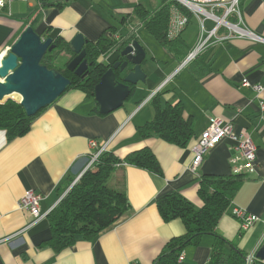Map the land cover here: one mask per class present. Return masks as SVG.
Here are the masks:
<instances>
[{"label":"crops","instance_id":"1","mask_svg":"<svg viewBox=\"0 0 264 264\" xmlns=\"http://www.w3.org/2000/svg\"><path fill=\"white\" fill-rule=\"evenodd\" d=\"M137 5L154 11L160 0H14L9 10L0 8V57L27 25L42 37H60L66 42L77 33L95 42L109 28L117 36L133 29L146 53L141 64L146 81L135 86L120 108L100 114L92 99L78 90H68L35 117L23 136L8 141L0 129V264H152L168 240L185 233L179 219L162 220L155 199L174 191L200 208L203 202L197 190L202 176L233 175L230 158L237 152L228 138L208 150L196 170L190 169L192 144L215 117L232 123L236 132H247L256 147L255 167L240 174V186L216 232L247 255H255L264 242L261 221L243 231L231 212L238 206L264 219V112L256 93L241 86L243 78L264 86V42L233 36L213 39L194 61L181 67L178 54L192 48L183 37L192 36L190 24L195 17L177 36L182 49L170 50L142 40L140 29L147 31L133 17ZM239 5L244 26L264 39V0H240ZM205 25L210 28L213 22L206 20ZM225 34L223 28L218 32L219 36ZM118 55L111 52L105 63L118 60ZM155 94H161L162 105L182 104L184 118L194 131L186 147L157 136H137V127L153 118L151 99ZM261 97L264 100V91ZM91 139L106 143L105 150L120 159L148 147L162 174L129 164L115 167L107 186L125 193L129 213L94 239L78 237L55 252L42 246L51 235L47 214L68 191L69 181L86 168L93 151L88 144ZM30 190L42 195L39 209L47 214L39 220L18 207L19 198ZM214 239L211 234L204 235L198 245L187 246L183 262L210 264Z\"/></svg>","mask_w":264,"mask_h":264},{"label":"trees","instance_id":"2","mask_svg":"<svg viewBox=\"0 0 264 264\" xmlns=\"http://www.w3.org/2000/svg\"><path fill=\"white\" fill-rule=\"evenodd\" d=\"M172 6H176L189 15L178 1L160 0L159 7L154 11H148L141 5H137L133 9V17L138 19L157 43L170 50H180L182 48L177 43V37L175 39L167 37L169 12ZM113 34L115 35V30L109 28L95 42L85 39L83 48L85 49V58L90 66L80 76H76L66 68L67 63L75 54L71 52L68 42L60 37L53 40L55 48L46 52L40 63L48 69H56L70 80L71 84L66 91L78 90L87 99H92L98 107L94 99V87L109 67V64L104 61L105 57L113 51L120 52L128 43L136 39L133 29L129 30L125 36L119 34L118 38ZM189 51L183 50L178 54L177 61L182 62ZM61 54L67 58L62 63H58ZM145 59L146 57L143 62ZM115 74L119 79L121 74L117 70ZM129 88L131 92L128 98L133 93L135 86L129 85ZM160 95L155 94L152 97L153 118L137 127V136L141 138L157 136L170 144L186 147L194 136L192 124L184 118L181 103L162 105ZM18 101L19 99L8 98L0 102V129L5 131L8 141L26 134L32 121L43 110H40L36 115L28 116ZM123 164L134 165L158 175L162 174L155 154L148 147L132 151L123 159L118 158L110 151L101 152L93 166L82 173L47 214L51 235L42 246H49L55 252H59L72 245L78 237L92 240L100 232L111 227L129 213L130 204L125 193L108 187L106 184L115 167ZM241 177L240 174L228 177L202 176L197 190L198 196L203 202L200 208H196L178 192L172 191L158 196L155 199V204L162 220L169 222L179 219L185 227V233L168 240L152 264H186L183 261H178L179 255L187 246L198 245L202 236L208 234L215 238L209 257L210 264H246L247 253L216 232L220 217L228 209L240 186ZM72 182L73 180L69 181L68 185H71ZM65 190L66 188L61 191L59 196ZM250 264H264V262L254 258Z\"/></svg>","mask_w":264,"mask_h":264},{"label":"water","instance_id":"3","mask_svg":"<svg viewBox=\"0 0 264 264\" xmlns=\"http://www.w3.org/2000/svg\"><path fill=\"white\" fill-rule=\"evenodd\" d=\"M85 42L79 33L68 42L75 55L66 68L76 76L82 75L90 66L85 58ZM55 46L50 36L42 37L31 25L23 29L8 52L0 57V102L17 94L24 112L33 116L55 102L67 90L70 80L56 69H48L40 63L45 53ZM118 54V60L109 63L94 87V99L101 114L110 113L123 105L131 92L129 85L136 86L146 81V73L141 68L146 53L136 39ZM116 70L121 74L119 79L116 77ZM254 256L264 262V242Z\"/></svg>","mask_w":264,"mask_h":264},{"label":"built area","instance_id":"4","mask_svg":"<svg viewBox=\"0 0 264 264\" xmlns=\"http://www.w3.org/2000/svg\"><path fill=\"white\" fill-rule=\"evenodd\" d=\"M14 0H0V8L9 10L11 2ZM28 1V0H21ZM40 1V0H39ZM184 7L188 14L176 6H172L169 12V22L167 37L175 39L187 26L189 17H195L199 23V37L195 45L190 49L184 60L180 63L183 67L197 58L212 42L213 39H225L228 37L249 38L252 41L264 42V39L244 26L242 12L240 9V0H176ZM210 20L213 25L207 28L205 21ZM223 28L226 34L219 36V30ZM114 37L118 38L117 35ZM241 86L251 88L259 99V109L264 112V100L261 97L264 86L259 83H252L248 79L241 80ZM228 138L233 142V147L237 155L230 158L233 174H242L253 171L255 167V150L256 147L252 142L250 135L245 131L236 132L232 123L224 122L220 118H211L208 125L200 132L199 136L192 144L191 151L193 153L190 169L196 170L208 150L212 149L222 139ZM92 153L89 162L84 169L86 171L91 168L97 161L101 152L105 151L106 143H98L91 139L88 142ZM83 171V172H84ZM82 175V174H81ZM80 175V176H81ZM79 176V177H80ZM75 179L70 187L78 180ZM42 195L33 190L26 191L18 200V207L29 213L34 220L43 218L47 213H41L39 203ZM232 215L240 224V229L246 231L251 225L257 221H261L264 225V219L257 215L247 212L244 208L235 206L232 208ZM183 254H180L178 261H183ZM254 255H247L246 264H250L254 260ZM136 264V263H131Z\"/></svg>","mask_w":264,"mask_h":264},{"label":"rangeland","instance_id":"5","mask_svg":"<svg viewBox=\"0 0 264 264\" xmlns=\"http://www.w3.org/2000/svg\"><path fill=\"white\" fill-rule=\"evenodd\" d=\"M194 25V26H193ZM190 26L194 27V31L191 32L192 36L191 35H185L183 37V39L186 41V42H191L190 43V46L193 47L198 39V33H199V27H198V24L196 22V18H194L190 24ZM140 34L143 35V38L142 40H145L148 42V43H152L154 46H158V43L147 33L145 32L143 29H140L139 31ZM191 38V39H190ZM195 38V39H193ZM159 47V46H158ZM67 57H65L64 55H60L59 56V59H58V63H62L64 59H66ZM14 99V100H18L19 99V96L18 95H12L11 97H9V99ZM8 99V98H6ZM5 99V100H6ZM4 101V100H3ZM106 184H107V181H106Z\"/></svg>","mask_w":264,"mask_h":264},{"label":"bare ground","instance_id":"6","mask_svg":"<svg viewBox=\"0 0 264 264\" xmlns=\"http://www.w3.org/2000/svg\"><path fill=\"white\" fill-rule=\"evenodd\" d=\"M12 95H17V94H12ZM12 95H11V96H12ZM19 99H20V97H19Z\"/></svg>","mask_w":264,"mask_h":264}]
</instances>
